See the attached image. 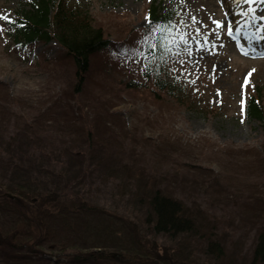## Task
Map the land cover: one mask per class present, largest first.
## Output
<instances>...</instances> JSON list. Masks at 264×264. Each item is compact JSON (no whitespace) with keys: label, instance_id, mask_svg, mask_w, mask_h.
Instances as JSON below:
<instances>
[{"label":"rangeland","instance_id":"1","mask_svg":"<svg viewBox=\"0 0 264 264\" xmlns=\"http://www.w3.org/2000/svg\"><path fill=\"white\" fill-rule=\"evenodd\" d=\"M221 1L217 5L216 0H69L92 18L94 26L103 28L110 39L107 48L92 55L84 89L76 93L73 61L56 41H40L26 47L13 43L9 24L22 9L28 8L30 0H0V119L12 124L7 129L2 127L7 132L0 129V139L5 141L8 133L19 135L20 141L11 148L18 155L15 163L25 166L26 160L20 154L28 153L27 145L31 148L27 144L28 135L23 134L25 124L20 122L29 111L30 121L37 118L41 122L42 132L33 152L38 157L41 152L36 149L42 143L49 144L50 137H58L63 141L69 138V147L85 158L88 150L81 151L85 149L87 132L92 131L95 138L94 156L78 161L84 168L79 173H83L86 183L77 189V194L87 193L93 207L111 214L114 230L109 232L102 228L106 222H94L93 216H86L81 231L60 222L61 240L69 241L78 232L92 243L89 234L95 231L96 235L118 236L116 241L105 240L125 250L128 225H123L121 219L115 224L113 209L117 213L115 217L132 222L135 218L126 216V212L142 216L155 189L160 188L188 207L195 219L199 218L197 227L203 224L202 220H210L208 228L200 231L196 227L199 231L193 242L205 243L208 233L223 244L228 254L218 262L204 256L205 262L246 264L251 257L264 218V119L248 116L246 103L260 88L264 108V55L239 53L231 41L227 48L223 33L229 22L234 26L235 21L220 6ZM153 2L162 6V13L175 11L176 28L185 29L190 37L189 43L181 44L175 55L164 54L162 49V62L154 64V69L168 74L167 81L180 87L170 95L155 89V76L145 74V67L152 62L143 54L145 44L137 43L143 37L136 30L149 25L148 8ZM244 5L245 11L259 5L264 8V1L241 4V11ZM255 15H260L257 9ZM214 20L224 22L221 30H216ZM258 22L252 23L250 32H242L250 49L251 30H257ZM197 28L199 33L195 31ZM149 33L153 34L149 30L147 36ZM125 45L139 48L141 55L123 59ZM11 111L15 118L3 116ZM51 128V134H47ZM44 136L48 138L45 142ZM55 146L61 149L59 142ZM96 163L99 165L94 173L89 174L86 169ZM3 164L0 192H3L2 184H7L9 176L15 174L7 170L11 165L14 167V162ZM20 170L16 176L21 179ZM124 175L134 177L131 186ZM77 182L81 183L82 178ZM118 183L124 193L129 188L130 194L115 192ZM138 193L145 194L141 202H137ZM3 205H7V200L0 199V208ZM1 211L0 226L11 231V227L4 225L7 220ZM13 213L19 215V211ZM89 225L94 228L89 230ZM137 225L144 228L146 239L156 244L160 256L166 257L162 244L175 246L171 237H160L144 225ZM94 244L103 245L98 241ZM187 249V246L170 248L173 258L182 260L170 264H187L199 258V255L191 257ZM45 258L38 251L0 250V264H95L65 254L57 257L58 263L45 262ZM114 260L117 262L110 264H150L126 254ZM156 263L169 264L158 260Z\"/></svg>","mask_w":264,"mask_h":264},{"label":"trees","instance_id":"2","mask_svg":"<svg viewBox=\"0 0 264 264\" xmlns=\"http://www.w3.org/2000/svg\"><path fill=\"white\" fill-rule=\"evenodd\" d=\"M53 4L56 5L53 6L51 10ZM152 13L154 18H164L165 20H170V16L173 14V12H169L161 15L157 9L152 10ZM10 28L13 41L20 46L28 45L36 40L45 42L53 39L57 40L73 58L75 78L77 79L75 90L77 92L82 90L85 76L90 71L92 64L91 56L108 45V40L105 37L103 28L93 26L87 13L82 12V10L77 7H72L68 2H65V0L59 2L56 0H32V5L26 10L22 9L18 18L10 23ZM156 43L157 45L161 43L159 38ZM156 48H159V46ZM151 73L152 72L147 76ZM154 76H156L155 89L166 90L170 93L173 91L170 84L162 81L159 73L155 72ZM249 114L259 118L264 117L260 100L253 99L250 102ZM34 125L32 129L36 128V130H38L39 121H35ZM1 126L2 125H0V127ZM88 129L89 127L86 128V130ZM1 130L3 129L1 128ZM51 132L52 130L48 134H51ZM87 136L85 140V149L81 151L88 150V156L85 158L80 157L76 150L69 147L71 142L69 138L63 141V139L58 137H50L49 144L43 143L40 149H36L41 152L38 157L33 153L36 140L31 138L29 141L31 148H29L28 153L25 155L20 154L21 157H24L26 160L25 166L15 163V159L18 158V155L11 151L12 146L16 143V137L11 136L5 141L0 139V162H2L0 164V166L2 165L0 169L5 166L3 163L10 165L14 162V167L11 165V167H9L10 169L8 167L5 168H8L7 170L11 172H15L14 175L9 176L7 184H2L4 186L2 189L3 192H0V199L7 200V205H3L0 210L4 213L7 224L8 220H11L13 215H15L13 212L19 211V221L14 222L11 226L8 224V226L11 227V231L6 232L4 235L0 228V243L1 240H3L4 244L14 247L17 244L13 241L14 235H16L17 238L18 236L21 238V236L24 235L25 238L27 236V246L30 245L34 247L35 241L33 240L50 238L51 240H48L49 249L64 251L66 255V253L69 252V247L73 246L72 243L66 239L61 240V235L48 226L50 221H48L45 226L41 224L44 218L53 217V220H57L59 219V214L64 213L66 216H69L67 222L63 223L70 224L76 231L77 229L80 231L83 229L81 222L84 221L86 216H93L94 222H106L107 224L102 228L109 230V232L110 230H114L112 218L109 217L111 214L93 207L90 199L86 198L87 193L84 196L81 193L77 194V189L84 187L86 183L83 173H79V170H84V168H82L81 163L78 161L80 159L86 160L94 156L95 138L93 137L92 131H88ZM47 139V136H44V142ZM58 142L61 145L60 150H57L55 146ZM61 142L63 143L61 144ZM54 160L57 162L55 165ZM97 165L99 164L96 163L92 168H89V170L87 168L86 171L89 174L94 173L95 166ZM22 167H24L23 170ZM20 168L22 172L18 173L21 175V179L16 176V172ZM42 168H46V170ZM127 169L128 168H125V171ZM119 172L122 171L120 170ZM124 176L125 180L128 181V185L131 186L134 177H129L128 175ZM79 178H82L81 183L77 182ZM8 191H11L12 194L17 196L16 200H11L4 196ZM114 191L119 195L130 194V189L127 188L126 193H124L119 183L114 187ZM136 196V199H138L137 202H141L145 194L140 195V193H138ZM8 204L9 207L7 208ZM7 215L9 216L6 217ZM116 215L117 213L113 209V216L116 218L115 224L118 219H121L123 225L124 223L128 225V229L126 230V237L129 236L128 245L126 246L127 257L143 260L150 264H157V260L166 261L169 264L170 261L172 263L175 261L179 263L182 260L177 261L178 259H174L173 253H170V248L178 249L183 246H187L188 254H190L191 257L199 255L198 259L191 260L187 264H210L205 262L203 259L204 256H210V260H215V262L227 257L228 252L223 244L218 239L210 237L208 233H206L207 239L205 243L198 244L193 242L192 238L199 230L202 231L210 226V220H202L203 224L200 225L201 227H197L199 218L197 217L195 219L188 207H185L180 200L167 196L160 188L155 189L154 195L151 196L147 205V210L142 216L137 212H126V216H133L136 220L131 219V222L115 217ZM139 218L142 219V221H140ZM108 220L111 223H108ZM135 223L144 225L148 230H151V232L156 235H160V237H171L172 241L175 242V246L170 247L162 244V247H164L162 251L166 254V257L160 256L157 252L156 244L146 239L144 228ZM24 225H26V229L23 227ZM137 226H139V228H137ZM100 238L112 240L107 233ZM114 239L118 240L119 237H114ZM101 242L103 243L101 246L106 251L107 247L112 246L108 244L107 241ZM17 245L19 246L22 244ZM96 246L100 247L99 245ZM102 247L101 251L89 249V251L84 254L85 258H92L93 260L96 258H105L106 251L103 250ZM158 251H161L160 247ZM69 253L68 256L72 257L73 252ZM79 254H82V251ZM180 255L182 256V253H180ZM237 260L238 259L234 262H237ZM246 264H264V227L263 232H261L258 237L253 252H251V257L246 261Z\"/></svg>","mask_w":264,"mask_h":264},{"label":"snow or ice","instance_id":"3","mask_svg":"<svg viewBox=\"0 0 264 264\" xmlns=\"http://www.w3.org/2000/svg\"><path fill=\"white\" fill-rule=\"evenodd\" d=\"M232 3L234 6L239 8L240 4L248 3L251 5L253 3V0H232ZM249 12L252 14V18L255 19V10L253 8H249ZM243 14V13H241ZM227 15V14H226ZM6 18V17H5ZM264 19V16L261 17ZM195 19V18H193ZM149 23V29H151V32L157 33L158 37L161 41L159 45L155 41L150 43V47L156 48L160 47L163 49L164 54L172 53L177 54L179 52L181 44L187 45L189 43L190 37L186 34L185 29H177L176 25L171 20H165L164 18H161L160 23H156L152 21L151 19L148 20ZM213 23L217 26L216 30L219 31L223 28L224 22L220 20H214ZM149 29H146V32H149ZM197 33H199L200 29H195ZM233 31L232 22H229L228 24V34L231 35ZM152 39L151 33H149L148 36L141 38L140 41H137L138 44H145L148 43ZM200 41H197V44H199ZM176 51H173V50ZM243 50V49H242ZM190 52L191 49H188ZM248 54V53H245ZM141 55V50L137 47H129L125 45L123 47V59H135L136 57ZM259 55H264V52L259 53ZM192 83H195V80L191 81ZM219 91V89L217 90Z\"/></svg>","mask_w":264,"mask_h":264},{"label":"bare ground","instance_id":"4","mask_svg":"<svg viewBox=\"0 0 264 264\" xmlns=\"http://www.w3.org/2000/svg\"><path fill=\"white\" fill-rule=\"evenodd\" d=\"M216 2H217V5H218V2H219V1L216 0Z\"/></svg>","mask_w":264,"mask_h":264}]
</instances>
